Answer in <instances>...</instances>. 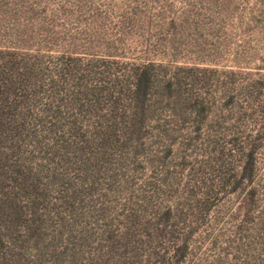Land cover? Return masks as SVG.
Returning a JSON list of instances; mask_svg holds the SVG:
<instances>
[{
	"label": "rangeland",
	"instance_id": "1",
	"mask_svg": "<svg viewBox=\"0 0 264 264\" xmlns=\"http://www.w3.org/2000/svg\"><path fill=\"white\" fill-rule=\"evenodd\" d=\"M0 264H264V0H0Z\"/></svg>",
	"mask_w": 264,
	"mask_h": 264
},
{
	"label": "trees",
	"instance_id": "2",
	"mask_svg": "<svg viewBox=\"0 0 264 264\" xmlns=\"http://www.w3.org/2000/svg\"><path fill=\"white\" fill-rule=\"evenodd\" d=\"M146 71H143L140 73V75L137 77V83H136V89L134 91L135 98H140L145 93V87H144V79H146Z\"/></svg>",
	"mask_w": 264,
	"mask_h": 264
}]
</instances>
